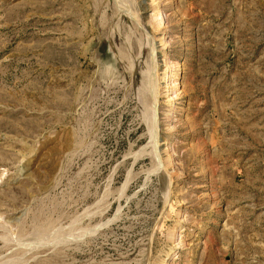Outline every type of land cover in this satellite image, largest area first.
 Masks as SVG:
<instances>
[{
  "label": "rangeland",
  "instance_id": "1",
  "mask_svg": "<svg viewBox=\"0 0 264 264\" xmlns=\"http://www.w3.org/2000/svg\"><path fill=\"white\" fill-rule=\"evenodd\" d=\"M0 264H264V0H0Z\"/></svg>",
  "mask_w": 264,
  "mask_h": 264
},
{
  "label": "bare ground",
  "instance_id": "2",
  "mask_svg": "<svg viewBox=\"0 0 264 264\" xmlns=\"http://www.w3.org/2000/svg\"><path fill=\"white\" fill-rule=\"evenodd\" d=\"M158 6H159V5H158ZM160 13H161V11H160V7H158V10H157V15H158V16H153V18H154L155 21H157V19L161 16ZM158 21L160 22V24L162 23V19H159ZM165 40H166V38H163V41H165ZM164 61H166V59H165ZM175 74H176V73H175ZM177 74H178V73H177ZM164 77H165V80L162 82V84L165 85V88H167L169 84H170V85L174 84V81H173L174 78H173L172 73H171L170 70H168L167 74H166ZM175 85H176V84H175ZM152 90H153V89H152ZM154 96H155V95H154Z\"/></svg>",
  "mask_w": 264,
  "mask_h": 264
}]
</instances>
